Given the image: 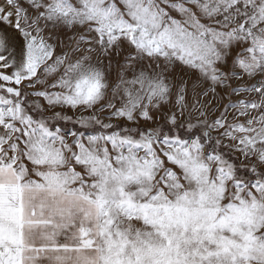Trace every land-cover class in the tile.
I'll use <instances>...</instances> for the list:
<instances>
[{
  "label": "snow or ice",
  "instance_id": "snow-or-ice-1",
  "mask_svg": "<svg viewBox=\"0 0 264 264\" xmlns=\"http://www.w3.org/2000/svg\"><path fill=\"white\" fill-rule=\"evenodd\" d=\"M0 264H264V0H0Z\"/></svg>",
  "mask_w": 264,
  "mask_h": 264
}]
</instances>
